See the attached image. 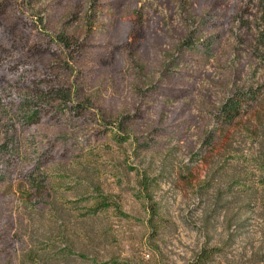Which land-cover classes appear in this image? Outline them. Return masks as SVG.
Returning a JSON list of instances; mask_svg holds the SVG:
<instances>
[{
  "label": "rangeland",
  "instance_id": "obj_1",
  "mask_svg": "<svg viewBox=\"0 0 264 264\" xmlns=\"http://www.w3.org/2000/svg\"><path fill=\"white\" fill-rule=\"evenodd\" d=\"M90 2L0 0V264H264V0Z\"/></svg>",
  "mask_w": 264,
  "mask_h": 264
},
{
  "label": "trees",
  "instance_id": "obj_2",
  "mask_svg": "<svg viewBox=\"0 0 264 264\" xmlns=\"http://www.w3.org/2000/svg\"><path fill=\"white\" fill-rule=\"evenodd\" d=\"M100 0H91L90 2V8L92 9H96L97 6L99 5ZM187 2V0H186ZM184 6L188 5L187 3H183ZM88 21H86L87 24V28L90 29V31L93 29V25L95 24V20L93 21L92 19H90V17L87 19ZM91 21V22H90ZM62 42H64V45L69 46V40L66 38L64 40H62ZM240 108V102L235 101L234 103H232L231 101L228 103H225L222 106V113H224V116L227 117L228 119V123L234 118L236 117V111ZM155 215V210L153 211ZM219 250L217 249H213V248H203L201 250V252H199V254H197L196 258L194 259V261H192L190 264H210L213 260L214 257L218 254Z\"/></svg>",
  "mask_w": 264,
  "mask_h": 264
}]
</instances>
